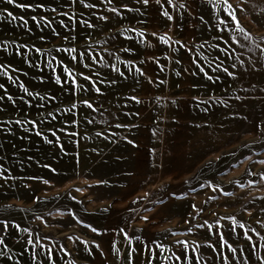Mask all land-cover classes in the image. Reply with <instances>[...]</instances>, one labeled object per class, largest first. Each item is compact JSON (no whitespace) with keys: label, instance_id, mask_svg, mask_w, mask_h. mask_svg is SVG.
Here are the masks:
<instances>
[{"label":"rangeland","instance_id":"rangeland-1","mask_svg":"<svg viewBox=\"0 0 264 264\" xmlns=\"http://www.w3.org/2000/svg\"><path fill=\"white\" fill-rule=\"evenodd\" d=\"M0 238V264H264V0H0Z\"/></svg>","mask_w":264,"mask_h":264},{"label":"snow or ice","instance_id":"snow-or-ice-1","mask_svg":"<svg viewBox=\"0 0 264 264\" xmlns=\"http://www.w3.org/2000/svg\"><path fill=\"white\" fill-rule=\"evenodd\" d=\"M8 2H9V3H14L15 0H8ZM109 2H110V0H109ZM143 2H144L145 4H147V3H148V0H143ZM157 2H159V0H157ZM224 2L227 3V0H224ZM169 3H171V0H169ZM20 7H25V6H24V5H20ZM228 7L231 8V5H229ZM113 11H116V10L113 9ZM163 14H164L169 20H172V19H173V17L170 16L166 11H165ZM9 16H11V13H9ZM229 16L232 18V20H235V19H236L234 13H232V12H229ZM241 31H243V30L241 29ZM138 35L141 36V37H143V36H144V33H143V32H140V33H138ZM162 39H163V38H162ZM164 42H165V43H168V41H167L166 39L164 40ZM136 70H137L138 72H140V69H139V68H137ZM117 71H118V70H117ZM224 71L227 72L228 70H227V69H224ZM140 74L143 75V72H140ZM121 75H123V74L121 73ZM177 75H179V73H177ZM229 75H232V73H229ZM96 91H97V92H100V89L97 88ZM131 99L136 100L137 102H139V100H138L136 97H131ZM89 107H91V105H89ZM105 211H106V209H105ZM144 219H147V217H144ZM5 227H7V224H6V223H5ZM17 227H19V226H17ZM241 227H243V226H241ZM91 230H92L93 232H96V231H97V229H95V228H92ZM120 232L124 235L125 239L128 240V242H129V244H130V243H131V239L128 237L127 232H125L123 229H121ZM249 239H251V237H249ZM29 242L31 243V241H29ZM3 243H4L3 239L0 238V244H3ZM85 243H86V242H85ZM96 247H99V246L97 245ZM114 247H115V246H114ZM158 247H159V246H158ZM231 250H232L233 252H235V249H231ZM116 251H117V253H119V249H118V248L116 249ZM148 251H149L150 253H153V249H151V248H149ZM2 254H3V253L0 252V255H2ZM177 259H179V258H177ZM130 264H131V255H130Z\"/></svg>","mask_w":264,"mask_h":264}]
</instances>
